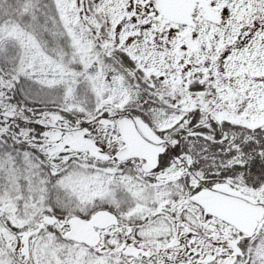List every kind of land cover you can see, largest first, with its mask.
Returning <instances> with one entry per match:
<instances>
[{
    "label": "snow or ice",
    "instance_id": "obj_1",
    "mask_svg": "<svg viewBox=\"0 0 264 264\" xmlns=\"http://www.w3.org/2000/svg\"><path fill=\"white\" fill-rule=\"evenodd\" d=\"M0 264H264V0H0Z\"/></svg>",
    "mask_w": 264,
    "mask_h": 264
}]
</instances>
